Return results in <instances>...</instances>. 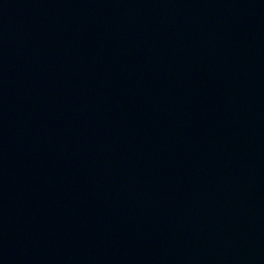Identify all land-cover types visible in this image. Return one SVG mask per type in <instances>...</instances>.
Wrapping results in <instances>:
<instances>
[{
    "label": "water",
    "instance_id": "1",
    "mask_svg": "<svg viewBox=\"0 0 264 264\" xmlns=\"http://www.w3.org/2000/svg\"><path fill=\"white\" fill-rule=\"evenodd\" d=\"M0 264H264V0H0Z\"/></svg>",
    "mask_w": 264,
    "mask_h": 264
}]
</instances>
